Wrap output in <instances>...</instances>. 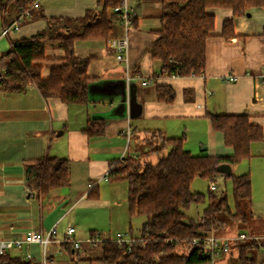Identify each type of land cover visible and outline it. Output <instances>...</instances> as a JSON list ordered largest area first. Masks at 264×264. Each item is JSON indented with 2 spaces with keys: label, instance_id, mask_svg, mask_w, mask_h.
Returning a JSON list of instances; mask_svg holds the SVG:
<instances>
[{
  "label": "crops",
  "instance_id": "1",
  "mask_svg": "<svg viewBox=\"0 0 264 264\" xmlns=\"http://www.w3.org/2000/svg\"><path fill=\"white\" fill-rule=\"evenodd\" d=\"M127 3L135 17L128 61L117 60L108 39L75 42V53L91 58L88 103L46 97L35 83L18 92L0 89V239L20 237L29 230L57 228L46 253L37 244L24 243L8 250L14 254H32V259L46 264H94L97 261L91 259L93 256L82 253L85 245H90L91 236L100 233L103 239H111L124 233L137 237L146 221L144 215L130 216L127 180L103 178L106 173L110 176L113 163L147 151V138L156 134L165 138L185 134L184 147L193 154H231L223 134L212 128L209 112L247 114L253 124L264 129V7L252 8L250 16L234 15L228 8H209L216 22L214 35L207 40L204 75L156 76L160 64L147 48L159 37L162 3ZM100 8L99 0H39L33 15L20 22L16 31L0 33V55L9 48L10 38L27 37L44 29L48 17H82ZM226 19H233L235 36L230 38L221 34ZM8 20L10 24L15 22L16 13ZM115 25L114 37L123 35L122 25ZM3 27L0 21V29ZM64 54L63 49L48 44L49 59L41 61L44 77H48L51 65L63 62ZM229 75L236 79L229 80ZM158 84L174 88L176 98L172 103L158 100ZM91 117L104 119L102 133L87 132ZM133 138L143 143L141 149L131 146ZM150 142L161 143L162 139L156 135ZM169 148L167 144L163 151ZM45 156L69 160V185L53 188L40 197L30 196L26 165ZM232 172L249 173L252 184H264V137L251 143V157L232 167ZM100 178L95 187L89 188L90 182ZM249 206L246 221L231 222L224 228L226 232L216 234L244 231L264 235V212H255L253 198ZM138 217L141 220L135 221ZM68 226L75 227V238L82 242L79 254L70 244L59 242ZM244 254L255 264H264L257 247H246ZM241 260V248L235 244L215 264H242Z\"/></svg>",
  "mask_w": 264,
  "mask_h": 264
},
{
  "label": "trees",
  "instance_id": "2",
  "mask_svg": "<svg viewBox=\"0 0 264 264\" xmlns=\"http://www.w3.org/2000/svg\"><path fill=\"white\" fill-rule=\"evenodd\" d=\"M37 0H0V21L10 25L8 17L14 12L17 19L27 11L38 8ZM101 8L87 11L82 17H48L44 29L22 38H10V46L0 55V89L9 92L23 91L35 83L46 97H58L71 103H88L89 57L75 53L79 39H109L114 37L115 22L120 15L114 11L124 0H99ZM162 3L159 37L147 51L159 62L156 76H203L207 64V40L214 35L216 17L209 8H228L234 15L245 16L254 7H264V0H159ZM27 17L23 18V22ZM16 21V20H15ZM226 38L235 36L233 19L223 22ZM64 50L63 62L50 66L48 77L42 74L41 61L48 44ZM159 101L172 103L176 98L174 88L168 84L157 85ZM214 130L223 134L224 143L232 148L228 155L193 154L185 149V136L165 138L161 143L150 142L149 149L139 155L126 157L113 163L110 179L128 182L130 216L144 215L146 221L136 244L129 248L127 242L105 239L85 245L89 250L99 249L92 260L105 264H206L210 257L202 240L207 232L216 234L231 222L246 221L252 204V183L249 173L230 175L234 207L227 193L217 196L209 189V204L199 219L187 216L185 209L200 203L205 194L193 191L196 177L215 182L218 166L226 163L234 167L251 157V143L262 140L264 129L253 124L247 114L207 113ZM89 134L104 131V119L91 117L87 123ZM169 144L167 152L163 148ZM158 155L154 162L150 155ZM26 181L30 196L46 195L51 189L69 185V160L59 156H45L26 165ZM215 184V183H214ZM244 232V231H242ZM240 233V232H239ZM251 234V233H250ZM217 235V234H216ZM259 235V234H258ZM67 244V243H64ZM242 264H255L244 254L246 247L258 248L255 241H241ZM81 249V248H80ZM259 250V248H258ZM73 252V251H72ZM79 254L78 250H75ZM264 260V259H263ZM0 264H43L10 251L0 254Z\"/></svg>",
  "mask_w": 264,
  "mask_h": 264
},
{
  "label": "built area",
  "instance_id": "3",
  "mask_svg": "<svg viewBox=\"0 0 264 264\" xmlns=\"http://www.w3.org/2000/svg\"><path fill=\"white\" fill-rule=\"evenodd\" d=\"M35 6H39V0L35 2ZM114 11L118 12L120 15L119 23L122 25L124 29V33L121 36L111 37L108 39V45L111 50L115 53L117 60L119 61H128V53H129V34L130 30L134 25L135 17L134 14L130 12L129 5L127 0H124L123 3L119 6L114 7ZM31 13L27 11L24 15H21L15 22L10 24L7 27H3L0 29V33L3 35H7L13 31H16L19 27L20 21L30 16ZM229 80L236 79L235 76L229 75ZM144 84H148L149 80H143ZM127 136L130 135V130L126 131ZM124 159V158H123ZM109 173H106L103 178L109 179ZM101 180H95L89 183V188H93L97 185V183ZM211 189H216V185L214 183L211 184ZM57 233V228L52 227L46 231L43 230H29L23 236L15 237V238H3L0 239V254L5 253L10 248L20 247L24 243L28 244H37L41 246L44 253L48 246L53 242L54 236ZM117 242H127L129 244V248L136 244L138 241V237L128 236L124 233H119L116 237L112 238ZM101 240H105L101 237L100 233H95L88 240V243H97ZM202 240L204 246L207 249V254L210 257V264H215V260L222 256L223 254L229 252L233 245L238 244L241 241H255L258 245L260 255L262 259H264V235L258 234H250L247 232H240L234 235H223L219 236L214 234L213 232H207L201 238L195 237L193 239L194 243H199ZM61 243H68L72 246L74 250L80 249L82 247V242L79 239L75 238V227L68 226L65 237L60 240ZM27 258H31L32 254H28ZM46 264V262H43Z\"/></svg>",
  "mask_w": 264,
  "mask_h": 264
},
{
  "label": "rangeland",
  "instance_id": "4",
  "mask_svg": "<svg viewBox=\"0 0 264 264\" xmlns=\"http://www.w3.org/2000/svg\"><path fill=\"white\" fill-rule=\"evenodd\" d=\"M182 136H185V139H186L185 134H183ZM131 146L133 148H135L137 146L138 148L141 149L143 146V143L141 141H137V139L133 138ZM150 159H152L154 162H156L158 160V157L156 154H152ZM237 172L238 171H236V173ZM233 174H234V172H233ZM214 183L216 185V189L213 190V193L216 194L217 196H220L223 193H227L229 196L231 205L234 207V199H233V195H232V180L230 178L226 177L223 173H218ZM210 186H211V181L207 178L196 177L193 180V184H191L192 189L194 191L204 193L205 199L200 203H192L189 206V208L185 209V212L187 213V216L189 218L199 219V217L202 216L205 208L209 204V195L208 194H209ZM252 187H253L252 198H253L254 210H255V212L263 213L264 212V184H252ZM139 220H141V217H138L135 219V221H139ZM239 225H242V223H240ZM218 232L224 233V232H226V229L224 230L223 228H219ZM228 235H234V234H228ZM48 247H50V245ZM82 253L85 255L94 257L99 253V249L91 251V250H89L88 247L85 246V248H83V250H82ZM81 264H85V262L82 261ZM94 264H105V263L97 261Z\"/></svg>",
  "mask_w": 264,
  "mask_h": 264
},
{
  "label": "water",
  "instance_id": "5",
  "mask_svg": "<svg viewBox=\"0 0 264 264\" xmlns=\"http://www.w3.org/2000/svg\"><path fill=\"white\" fill-rule=\"evenodd\" d=\"M248 16L251 15L250 12L247 13ZM218 171L230 175L232 173V166L226 163H223L218 166Z\"/></svg>",
  "mask_w": 264,
  "mask_h": 264
}]
</instances>
